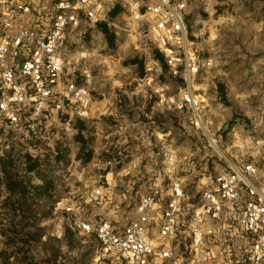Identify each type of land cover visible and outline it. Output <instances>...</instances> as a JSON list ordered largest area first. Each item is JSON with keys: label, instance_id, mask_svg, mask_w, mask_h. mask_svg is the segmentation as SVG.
Wrapping results in <instances>:
<instances>
[{"label": "rangeland", "instance_id": "rangeland-1", "mask_svg": "<svg viewBox=\"0 0 264 264\" xmlns=\"http://www.w3.org/2000/svg\"><path fill=\"white\" fill-rule=\"evenodd\" d=\"M187 4L184 53L199 62L191 85L203 125L231 163L263 162L264 0ZM101 24L64 43L66 61L90 73L93 119L0 128V264H107L76 223L128 217L159 181L163 148L190 157L187 184L192 170L226 168L191 113L168 102L186 83L150 36L122 5Z\"/></svg>", "mask_w": 264, "mask_h": 264}, {"label": "built area", "instance_id": "built-area-1", "mask_svg": "<svg viewBox=\"0 0 264 264\" xmlns=\"http://www.w3.org/2000/svg\"><path fill=\"white\" fill-rule=\"evenodd\" d=\"M116 5L154 41L170 73L182 74L186 88L168 102L199 128L201 101L189 89L199 62L184 53L187 0H0V128L28 132L93 119L90 73L66 61L64 43L69 31L100 24ZM158 156L162 175L128 217L76 223L106 263L264 264V161L192 170L187 184L190 157L167 148Z\"/></svg>", "mask_w": 264, "mask_h": 264}, {"label": "bare ground", "instance_id": "bare-ground-1", "mask_svg": "<svg viewBox=\"0 0 264 264\" xmlns=\"http://www.w3.org/2000/svg\"><path fill=\"white\" fill-rule=\"evenodd\" d=\"M186 43V42H185ZM186 45V44H185ZM189 89H192V85L191 83H189ZM197 124L199 126V128L203 131V133L205 134V136L207 137V140L209 141L210 146L215 150V152L217 153V155L223 159H227L226 153L220 149L217 145V142L213 139V137L208 133V130L206 129V127L203 125V122L201 120V117L199 118V120L197 119ZM227 162H230L229 160Z\"/></svg>", "mask_w": 264, "mask_h": 264}, {"label": "trees", "instance_id": "trees-1", "mask_svg": "<svg viewBox=\"0 0 264 264\" xmlns=\"http://www.w3.org/2000/svg\"><path fill=\"white\" fill-rule=\"evenodd\" d=\"M114 13H115V11H112V12H111V15H113ZM99 26H100V27H105V25H103V24H101V23L99 24ZM102 31H103V33L107 34V33H106V29H104V30H102ZM106 36H107V35H106ZM111 39H112V38H109L108 40L111 41Z\"/></svg>", "mask_w": 264, "mask_h": 264}]
</instances>
